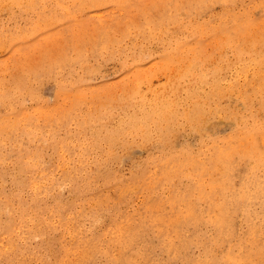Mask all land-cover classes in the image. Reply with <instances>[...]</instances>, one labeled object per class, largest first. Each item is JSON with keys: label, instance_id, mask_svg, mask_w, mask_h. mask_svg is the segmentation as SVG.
Here are the masks:
<instances>
[{"label": "rangeland", "instance_id": "obj_1", "mask_svg": "<svg viewBox=\"0 0 264 264\" xmlns=\"http://www.w3.org/2000/svg\"><path fill=\"white\" fill-rule=\"evenodd\" d=\"M263 139L264 0H0V264H264Z\"/></svg>", "mask_w": 264, "mask_h": 264}, {"label": "bare ground", "instance_id": "obj_2", "mask_svg": "<svg viewBox=\"0 0 264 264\" xmlns=\"http://www.w3.org/2000/svg\"><path fill=\"white\" fill-rule=\"evenodd\" d=\"M75 1H76V0H75ZM29 2H30V4H32V3L34 2V0H29ZM3 4H4V3H3ZM3 4H2V5H3ZM41 4H42V3H41ZM1 7H3V6H1ZM183 30H184V29H183ZM43 112H44V111H43ZM204 118H205V117H204ZM204 118H203V119H204ZM203 126H204V125H203ZM207 127H208V125H207ZM206 129H207V128H206ZM206 129H205V130H206ZM241 140H242V139H241ZM247 140H249V139H247ZM247 140H246V141H247ZM263 140H264V139H263ZM246 141H245V142H246ZM243 142H244V141H243ZM245 142H244V143H245ZM231 143H233V142H231ZM241 143H242V142H241ZM241 143H240V144H241ZM238 144H239V143H238ZM240 144H239V145H240ZM240 149H241V148H240ZM36 186H37V185H36ZM9 227H10V226H8V228H9Z\"/></svg>", "mask_w": 264, "mask_h": 264}]
</instances>
